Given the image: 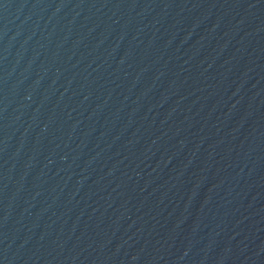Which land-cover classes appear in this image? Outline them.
I'll use <instances>...</instances> for the list:
<instances>
[{
    "label": "water",
    "instance_id": "water-1",
    "mask_svg": "<svg viewBox=\"0 0 264 264\" xmlns=\"http://www.w3.org/2000/svg\"><path fill=\"white\" fill-rule=\"evenodd\" d=\"M0 264H264V0H0Z\"/></svg>",
    "mask_w": 264,
    "mask_h": 264
}]
</instances>
